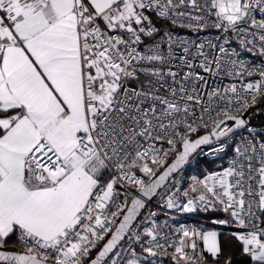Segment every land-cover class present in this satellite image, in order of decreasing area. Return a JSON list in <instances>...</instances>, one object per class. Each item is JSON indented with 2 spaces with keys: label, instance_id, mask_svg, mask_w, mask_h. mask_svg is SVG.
<instances>
[{
  "label": "snow or ice",
  "instance_id": "1",
  "mask_svg": "<svg viewBox=\"0 0 264 264\" xmlns=\"http://www.w3.org/2000/svg\"><path fill=\"white\" fill-rule=\"evenodd\" d=\"M258 103L264 0H0V264H264Z\"/></svg>",
  "mask_w": 264,
  "mask_h": 264
},
{
  "label": "built area",
  "instance_id": "2",
  "mask_svg": "<svg viewBox=\"0 0 264 264\" xmlns=\"http://www.w3.org/2000/svg\"><path fill=\"white\" fill-rule=\"evenodd\" d=\"M257 106H259V108L255 111V115L256 114H262L264 116V103H258ZM249 112H250V120H251V111L249 109ZM256 128L259 129V127L257 125H255L254 123H252ZM202 159H205L207 161H210V162H214L211 158V156L207 153V151L201 155V156H198L195 160H193L190 165L188 166L187 168V171L186 173L184 174L185 176V180H187L188 176H187V172L189 170V168L194 164L195 161H198V160H202ZM201 213L203 215H207L208 213L204 212L202 209H196L195 211H191V212H179L177 210H169V209H164V211L160 214L159 216V220L164 217V216H172L174 217V224L170 225L169 228H175L177 227L178 225L180 224H195V223H201V222H209V218H202V219H195L193 217V214L194 213ZM221 230H226V228H222ZM162 260H169L167 257H163L161 258ZM170 261V260H169Z\"/></svg>",
  "mask_w": 264,
  "mask_h": 264
},
{
  "label": "trees",
  "instance_id": "3",
  "mask_svg": "<svg viewBox=\"0 0 264 264\" xmlns=\"http://www.w3.org/2000/svg\"><path fill=\"white\" fill-rule=\"evenodd\" d=\"M258 108H259V106H257V105H253L250 108V111H251V114H252L251 115L252 116L251 122L254 123L255 125H257L260 128L261 126H264V116L262 114H260V113L256 114L255 117L253 116L255 109L257 110ZM209 163H211V162L207 161L205 159L195 161L194 164L189 168V170L187 172L188 178H190L192 175H197L200 172L205 171L206 168L207 169H211L212 167L208 165ZM193 217L195 219H202L203 217L204 218H209V213L207 215H203V214L197 212V213L193 214ZM222 231L226 232L227 229L226 230H222ZM162 264H171V262L169 260H162Z\"/></svg>",
  "mask_w": 264,
  "mask_h": 264
},
{
  "label": "rangeland",
  "instance_id": "4",
  "mask_svg": "<svg viewBox=\"0 0 264 264\" xmlns=\"http://www.w3.org/2000/svg\"><path fill=\"white\" fill-rule=\"evenodd\" d=\"M253 116L255 117V113L253 114ZM251 118H252V116H251ZM214 163H215V161L209 163L208 165L212 167ZM192 170H193V169H192ZM188 179H189V178H187V180H188ZM165 218H170L171 220H174V219H175V218L172 217V216H164V217H162V218L159 220V222L162 223V222L165 220Z\"/></svg>",
  "mask_w": 264,
  "mask_h": 264
},
{
  "label": "crops",
  "instance_id": "5",
  "mask_svg": "<svg viewBox=\"0 0 264 264\" xmlns=\"http://www.w3.org/2000/svg\"><path fill=\"white\" fill-rule=\"evenodd\" d=\"M174 220H171L170 218H165V220L161 223L162 226L166 225L169 227L170 225L174 224Z\"/></svg>",
  "mask_w": 264,
  "mask_h": 264
},
{
  "label": "water",
  "instance_id": "6",
  "mask_svg": "<svg viewBox=\"0 0 264 264\" xmlns=\"http://www.w3.org/2000/svg\"><path fill=\"white\" fill-rule=\"evenodd\" d=\"M248 116H249V118H250V112L248 113Z\"/></svg>",
  "mask_w": 264,
  "mask_h": 264
}]
</instances>
